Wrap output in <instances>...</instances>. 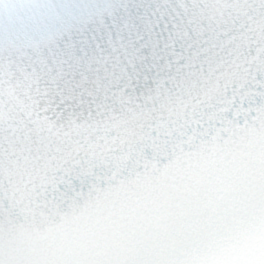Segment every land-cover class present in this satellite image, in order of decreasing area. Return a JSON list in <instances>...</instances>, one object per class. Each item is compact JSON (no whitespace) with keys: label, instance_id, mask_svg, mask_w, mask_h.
<instances>
[{"label":"snow or ice","instance_id":"1","mask_svg":"<svg viewBox=\"0 0 264 264\" xmlns=\"http://www.w3.org/2000/svg\"><path fill=\"white\" fill-rule=\"evenodd\" d=\"M0 264H264V0H0Z\"/></svg>","mask_w":264,"mask_h":264}]
</instances>
